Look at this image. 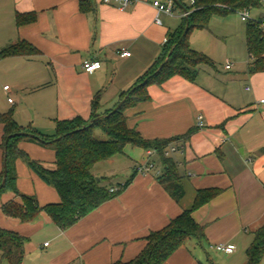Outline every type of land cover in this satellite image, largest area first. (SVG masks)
I'll return each instance as SVG.
<instances>
[{
  "label": "crops",
  "instance_id": "0c3cea01",
  "mask_svg": "<svg viewBox=\"0 0 264 264\" xmlns=\"http://www.w3.org/2000/svg\"><path fill=\"white\" fill-rule=\"evenodd\" d=\"M154 1L136 0L122 11L102 0H0V52L20 42L39 51L37 56L0 60V117L10 113L24 132L53 136L57 122L90 120L98 96L97 115L114 109L181 27L168 24V18L163 21L166 14L156 24ZM259 10L256 21L264 19V6ZM18 15H32L35 21L18 26ZM244 41L246 47V34ZM192 48L199 52L200 46ZM85 61H100L103 67L88 74ZM227 64L225 74L202 66L193 83L175 76L150 85L149 100L125 113L128 127L147 141L180 138L171 144L178 151L169 155L185 190L180 202L158 181L164 170L159 155L131 145L123 155L97 164L92 174L105 178V170L126 164L131 174L107 186L119 189L137 166L151 163L154 168L138 173L119 196L68 230L59 229L45 214L32 223L5 216L3 205L22 204L13 191H5L0 194V230L26 240L22 264L129 263L144 251L152 232L190 210L204 191H218L192 213L205 237L190 238L164 264H248L247 251L264 225V72L255 71L249 54L251 73L239 69L231 74L236 64L230 63L231 70ZM3 144L0 123V175L6 159ZM17 146L30 159L55 168V151L28 141ZM15 186L24 195L36 196L41 207L61 202L57 191L21 159ZM219 244H234L236 251L220 253L215 250ZM0 264H9L1 252Z\"/></svg>",
  "mask_w": 264,
  "mask_h": 264
},
{
  "label": "trees",
  "instance_id": "16d2710c",
  "mask_svg": "<svg viewBox=\"0 0 264 264\" xmlns=\"http://www.w3.org/2000/svg\"><path fill=\"white\" fill-rule=\"evenodd\" d=\"M263 4L264 0H196L194 6L187 8L191 13L183 18L180 29L170 35L162 54L154 65L121 96L119 103L123 100L125 102L115 113H112L114 110L112 109L104 115H97L98 96L93 101V113L90 120L86 121L77 117L57 122L56 134L53 136L30 131L27 133L32 134L33 137H16L10 140L8 138L11 135L24 131L17 125L12 114L2 115L0 123L4 126L3 147L6 152L5 164L8 176L3 186L4 169L3 174L0 175V194L11 190L22 202L18 204L12 201L3 205V214L18 219L22 223H32L45 214L59 229H70L106 202L119 196L133 182L139 173L138 169L125 184L119 186L116 193H111L105 180L92 174L97 164L123 155L128 145L156 151L164 165L163 173L158 177V181L174 200L180 202L185 197V190L181 184L177 164L173 158L165 154L169 146L180 138L147 141L138 131L128 127L125 113L139 103L149 100L150 85H162L175 76L183 77L193 83L202 66H214L213 61L206 54L191 47L190 36L193 29H208L215 16L228 17L242 11L251 12L262 9ZM33 21L35 17L32 15H18L16 19L18 26ZM260 21H249L246 31L248 54L256 72H264V29L261 28ZM187 26L189 30L185 33ZM37 55L39 51L36 48L26 42H20L1 51L0 60L12 56ZM96 119L98 121L92 123ZM98 132L105 138H100L97 135ZM189 135L190 133L186 134L184 138ZM19 141L36 143L55 151V168L48 169L44 164L30 159L25 152L18 149ZM20 159L47 185L57 191L61 199L59 204L41 207L36 196H27L17 190L16 162ZM217 195L218 191L200 192L190 210H185L164 229L152 232L148 236L146 248L135 260L115 264H164L190 238L203 239L204 228L195 222L192 213ZM25 241L16 234L0 230V252L3 259H6L9 264H22ZM247 253L248 264H262L264 225L255 232L254 242Z\"/></svg>",
  "mask_w": 264,
  "mask_h": 264
},
{
  "label": "rangeland",
  "instance_id": "374dc122",
  "mask_svg": "<svg viewBox=\"0 0 264 264\" xmlns=\"http://www.w3.org/2000/svg\"><path fill=\"white\" fill-rule=\"evenodd\" d=\"M185 8H191L190 0H177ZM177 6V5H176ZM174 15L172 17L163 16L162 19L168 18V24L176 26L179 28L183 24V18L179 15V6L176 8ZM262 12L259 9L252 10L250 12V18L256 21L257 17L261 15ZM264 14V13H263ZM248 22H243L240 13L232 14L228 17L215 16L208 29H193L190 36L191 47L194 45L195 48L199 45V52H203L208 55V57L213 61L214 66L210 68L215 72L219 70L221 73L225 74L224 67L230 61L236 64V68L231 74L237 73L239 69H244L246 73H249V67L247 65L248 53L247 46L245 47V34L247 31ZM193 42V44H192ZM203 46V47H202ZM203 49H206L204 52ZM251 73V72H250ZM97 135L104 139L105 137L100 132ZM48 169H53L48 165L45 166ZM139 166H137L138 168ZM132 169L127 170L126 164L113 169L110 168L105 170L102 174L105 178V184L107 186L113 184L117 185L124 180L125 174H131ZM102 177V176H101ZM210 252V251H209ZM213 255L212 252H210Z\"/></svg>",
  "mask_w": 264,
  "mask_h": 264
},
{
  "label": "built area",
  "instance_id": "2783aa9c",
  "mask_svg": "<svg viewBox=\"0 0 264 264\" xmlns=\"http://www.w3.org/2000/svg\"><path fill=\"white\" fill-rule=\"evenodd\" d=\"M103 4L105 5H115L118 9L125 11L127 8L132 6L136 0H102ZM191 5L194 6L196 3V0H190ZM153 7L156 10V17H155V23L156 24H162L161 16L163 14H166L168 16H173L175 13V9L177 8L176 4L172 0H168L167 2H161L158 0H155L153 2ZM191 11H188L187 13L182 14V18L187 17ZM241 19L243 22H249L252 19L250 18V12L249 11H242L240 12ZM261 28L264 29V19L260 21ZM168 40H165V44H167ZM117 55L122 58L131 57V53L129 52H117ZM103 64L100 61H85L83 63V69L88 74H93L94 72L102 69ZM227 70L232 69V64H227L226 66ZM5 90H9L10 87L6 86L4 87ZM250 88H248L249 90ZM10 103H13V99H9ZM264 102V101H262ZM199 120H202V117H199ZM202 126V125H201ZM178 151L177 147H174L173 145H170L169 148L166 150L165 154L166 156H169L175 152ZM156 152V151H155ZM154 168V165L151 163H145L140 165L137 169L139 173H147L150 172ZM118 191V188H111V193H116ZM215 250L224 253V254H233L236 251V246L234 244H219L215 246Z\"/></svg>",
  "mask_w": 264,
  "mask_h": 264
},
{
  "label": "water",
  "instance_id": "95a60500",
  "mask_svg": "<svg viewBox=\"0 0 264 264\" xmlns=\"http://www.w3.org/2000/svg\"><path fill=\"white\" fill-rule=\"evenodd\" d=\"M177 6H179L181 8V10L184 11V13H187L188 12V9L185 8L184 6H182L177 0H172ZM189 30V26L186 27V30H185V33H187ZM252 70H254V68H252ZM125 100H123L122 102H120L116 108H114L113 112L112 113H115L116 111H118L122 105L124 104ZM111 113V114H112ZM98 121V119L96 120H93L92 123ZM16 137H33L32 134L30 133H27V132H22V133H17V134H14V135H11L8 140L12 139V138H16ZM7 176H8V171H7V167H6V164H5V172H4V179H3V186H5L6 184V181H7Z\"/></svg>",
  "mask_w": 264,
  "mask_h": 264
}]
</instances>
